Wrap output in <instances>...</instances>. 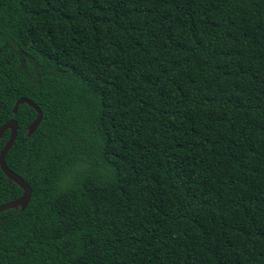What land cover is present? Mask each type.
Listing matches in <instances>:
<instances>
[{
  "label": "trees",
  "instance_id": "1",
  "mask_svg": "<svg viewBox=\"0 0 264 264\" xmlns=\"http://www.w3.org/2000/svg\"><path fill=\"white\" fill-rule=\"evenodd\" d=\"M10 120L0 264H264V0H0Z\"/></svg>",
  "mask_w": 264,
  "mask_h": 264
},
{
  "label": "water",
  "instance_id": "2",
  "mask_svg": "<svg viewBox=\"0 0 264 264\" xmlns=\"http://www.w3.org/2000/svg\"><path fill=\"white\" fill-rule=\"evenodd\" d=\"M22 104H27L29 107H31L36 112L35 120L27 128L28 136H30L31 134H33V132L36 130V128L41 123L42 113L39 110V108L31 100L27 98H20L16 101L14 105V108H13L14 114L16 113L18 107ZM17 129L18 127H17V123L15 120H10L0 127V138L3 136V134L6 131H9L10 133L7 142L5 143L4 147L2 148L0 152V170L3 172V174L6 176L7 179L13 181L16 185H18L21 188L22 195L20 198L12 202L1 205L0 213L7 211V210H11V209H17V208H21V210H25L32 196L31 189L27 185V183L19 175L12 172L5 164V157L15 142V139L17 136Z\"/></svg>",
  "mask_w": 264,
  "mask_h": 264
}]
</instances>
